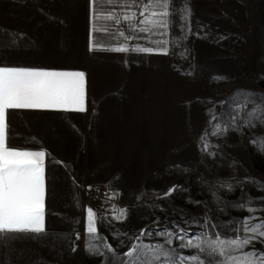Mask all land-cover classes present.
Here are the masks:
<instances>
[{
  "label": "crops",
  "instance_id": "1",
  "mask_svg": "<svg viewBox=\"0 0 264 264\" xmlns=\"http://www.w3.org/2000/svg\"><path fill=\"white\" fill-rule=\"evenodd\" d=\"M146 4L0 0V66L82 71L86 76L84 112L8 110V146L47 154L46 232L0 237V264L87 262L89 243L81 232L88 223V188L102 187V199L113 202L121 192L126 198L144 196L143 182L129 180L126 184L134 187L124 189L116 179L117 144L128 149L135 136H144L139 144L145 147L152 136L160 142L169 118L185 117L186 71L193 86L200 82L208 87L217 75L216 63L236 62L241 78L235 83L230 78L225 86L241 87L243 93L264 90L258 79L264 73V0H170L167 28L141 23ZM152 10L162 9L153 5ZM109 14L112 20L105 18ZM120 47L129 51L111 50ZM144 48L152 51L137 50ZM171 69L175 78L169 77ZM229 118L250 116L240 112ZM232 160L235 166L250 165L246 158ZM61 230L68 231L63 242L52 236ZM62 249L70 257L64 258Z\"/></svg>",
  "mask_w": 264,
  "mask_h": 264
},
{
  "label": "rangeland",
  "instance_id": "2",
  "mask_svg": "<svg viewBox=\"0 0 264 264\" xmlns=\"http://www.w3.org/2000/svg\"><path fill=\"white\" fill-rule=\"evenodd\" d=\"M223 62L216 63L217 75L208 87L200 82L193 86L192 74L185 72V117H170L168 133L160 142V137L152 136L145 147L139 144L144 136H135V144L129 143L128 149L117 144L116 179L124 189L134 187V183L126 184L129 180L143 182L147 191L141 198H126L122 196L126 192H121L116 202L88 198L97 233L93 239L86 229L81 232L89 243L83 264H128L130 260L164 264L166 258L160 253L169 250L177 264L179 257L185 258L184 264H221L223 257L213 254L203 241L247 239L254 234L244 230L245 222L249 226L264 223V118L252 113L264 100V90L243 93L241 87L225 86L230 78L234 83L241 78V68L236 62ZM169 77H176L175 70H170ZM258 79L264 82V73ZM228 90L233 91L230 97L225 95ZM240 112L250 118H229ZM240 157L250 165H233L232 159ZM64 233L68 231L52 236L63 242ZM189 240L201 247L182 246ZM134 248V256H127ZM248 251L264 252V237L256 234L250 245L230 254ZM61 254L69 256L64 249Z\"/></svg>",
  "mask_w": 264,
  "mask_h": 264
},
{
  "label": "snow or ice",
  "instance_id": "3",
  "mask_svg": "<svg viewBox=\"0 0 264 264\" xmlns=\"http://www.w3.org/2000/svg\"><path fill=\"white\" fill-rule=\"evenodd\" d=\"M135 2L136 0H133V3ZM153 5L162 10H152ZM169 6L170 0H147L144 11L141 12V15L145 16L141 23L167 28L166 18L169 15ZM156 17L163 19L157 20ZM97 18L94 14L93 19ZM105 18L112 20L113 16L109 14ZM124 19L130 20L132 17L125 15ZM115 22L120 23V20L116 19ZM111 50L129 51L125 47ZM137 50L152 51L151 48ZM164 51H167L166 48ZM17 109L86 111L85 73L71 70L0 66V237L4 238H9L10 234L16 233L44 234L46 232L45 157L47 154L43 150H20L8 146L7 113L8 110ZM252 113H258L261 118H264V100L254 106ZM217 130L219 131V126ZM173 191L174 188L169 189L166 195H170ZM244 230L254 235L247 239L221 240L216 238L203 241V243L207 244L213 254L218 253L223 257L221 264H264V252H241L239 256L230 254L250 245L256 238V234L264 237V223L249 226L245 222ZM86 231L95 239L97 228L91 209L88 210ZM182 246L200 248L201 244L194 245L189 240L187 245ZM91 247L96 249L95 245ZM136 252L137 249L134 248L126 255L133 257ZM160 255L166 258L164 264H177V258L172 255L171 250L162 251ZM191 259L199 261V257ZM154 260L158 262L160 256H155ZM184 260V257H179L178 264H184ZM128 264H133V261H128Z\"/></svg>",
  "mask_w": 264,
  "mask_h": 264
},
{
  "label": "built area",
  "instance_id": "4",
  "mask_svg": "<svg viewBox=\"0 0 264 264\" xmlns=\"http://www.w3.org/2000/svg\"><path fill=\"white\" fill-rule=\"evenodd\" d=\"M87 194L90 199L94 201H99L104 196V191L102 190V187L99 186H91L87 190Z\"/></svg>",
  "mask_w": 264,
  "mask_h": 264
}]
</instances>
